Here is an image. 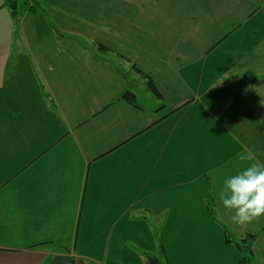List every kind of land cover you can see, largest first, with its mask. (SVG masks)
I'll return each instance as SVG.
<instances>
[{
    "label": "crops",
    "instance_id": "1",
    "mask_svg": "<svg viewBox=\"0 0 264 264\" xmlns=\"http://www.w3.org/2000/svg\"><path fill=\"white\" fill-rule=\"evenodd\" d=\"M133 63L161 99L122 98ZM253 145L264 163V0H0V264H216L210 197L264 264V216L216 196Z\"/></svg>",
    "mask_w": 264,
    "mask_h": 264
},
{
    "label": "clouds",
    "instance_id": "2",
    "mask_svg": "<svg viewBox=\"0 0 264 264\" xmlns=\"http://www.w3.org/2000/svg\"><path fill=\"white\" fill-rule=\"evenodd\" d=\"M255 147L237 154L236 159L246 166L226 174L216 193L224 215L241 226L264 216V163L256 159L260 153Z\"/></svg>",
    "mask_w": 264,
    "mask_h": 264
},
{
    "label": "trees",
    "instance_id": "3",
    "mask_svg": "<svg viewBox=\"0 0 264 264\" xmlns=\"http://www.w3.org/2000/svg\"><path fill=\"white\" fill-rule=\"evenodd\" d=\"M39 2V0H38ZM94 46L96 47L97 53L98 54H114L113 50L111 48H109L108 46L102 44V43H98V42H93ZM116 54V53H115ZM117 56L125 59L124 56L117 54ZM132 67L135 69V72L139 74L137 80L136 78H134L133 76L129 75L126 71H122L123 75H126L127 80H128V88L127 90L124 92L122 98L134 105H138L137 103V90L135 88V86H139V85H143L145 86L149 92H151L154 96L158 97V98H162V94L160 93V91L158 90V88L156 87L154 80L150 77V75L144 73L142 70H140L136 64H132ZM141 81H138V80ZM136 81V83H135ZM143 81V82H142ZM208 202H209V209L210 212L212 211V198H208ZM213 213V212H212ZM211 213V214H212ZM225 233H226V240L229 242H232V238H230V233L229 230L226 228L225 229ZM255 235L254 234H248V236L240 241H236V246L239 249V251L241 252V259L238 262V264H256L253 263V250H252V243H253V239H254ZM163 254H165V249L163 247V244H161V250H160ZM148 260H147V264H165L163 262V260L161 259L160 256L156 255V254H148ZM166 262V260H165Z\"/></svg>",
    "mask_w": 264,
    "mask_h": 264
},
{
    "label": "rangeland",
    "instance_id": "4",
    "mask_svg": "<svg viewBox=\"0 0 264 264\" xmlns=\"http://www.w3.org/2000/svg\"><path fill=\"white\" fill-rule=\"evenodd\" d=\"M16 2L20 6L21 3H22V0H16ZM138 88H139L138 90H141L142 85H139ZM200 199H199V205H198L197 201L193 202L195 208L190 206V208L193 209L191 211V213L193 214L194 219H197L199 217V219L194 220L195 221V225L199 221V224H200L201 227H205V226L206 227H210V226L213 227L211 221L214 220L215 222H217L215 224V226L217 228H221L222 230H224L222 228L223 224H222V222L219 219L215 220L212 217V216H214L213 214H211V218H210V215L207 212V210L209 209L208 200H207V203H206L205 201H200ZM211 212H213V211H211ZM176 221L180 222L181 220H173V222H176ZM221 229H217L216 235L214 236V241L211 244V248L210 249L212 250V255H207V253H205V255H203L200 258L201 262L212 260V261H208V262H213V263L215 262L216 264H237L240 261L242 255L239 253V250L235 247V244H234L236 241H240V240L236 239V238H232L233 244H232V242H231V244L225 243V239H224L225 237H224L223 231ZM198 235H199V238L202 237L205 240V243L207 244V242H208V239H206L207 236L205 234H198ZM142 238L144 239L145 237H142ZM177 238H178V236H177ZM202 243H204V241H202ZM224 243L227 245V247L224 245ZM96 253L97 252H95V254ZM157 254L158 255L160 254L162 256L163 253L158 252ZM194 254H195L194 250L188 251L186 254H184V257L186 258V262H189ZM214 255H216V256L213 257ZM132 261H137V259H134ZM252 262H253V260H252ZM35 263H40V261H37Z\"/></svg>",
    "mask_w": 264,
    "mask_h": 264
}]
</instances>
